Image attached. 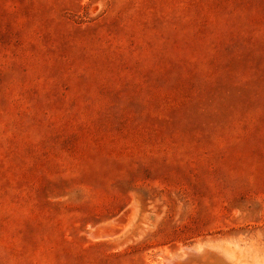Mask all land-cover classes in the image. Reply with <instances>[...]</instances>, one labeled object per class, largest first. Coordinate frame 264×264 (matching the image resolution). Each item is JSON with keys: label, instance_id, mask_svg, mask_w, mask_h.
Instances as JSON below:
<instances>
[{"label": "rangeland", "instance_id": "374dc122", "mask_svg": "<svg viewBox=\"0 0 264 264\" xmlns=\"http://www.w3.org/2000/svg\"><path fill=\"white\" fill-rule=\"evenodd\" d=\"M203 247L264 264V0H0V264Z\"/></svg>", "mask_w": 264, "mask_h": 264}, {"label": "bare ground", "instance_id": "6f19581e", "mask_svg": "<svg viewBox=\"0 0 264 264\" xmlns=\"http://www.w3.org/2000/svg\"><path fill=\"white\" fill-rule=\"evenodd\" d=\"M124 214H125V212H124ZM115 224H116V223H115ZM116 226H118V225L116 224ZM116 228H117V227H116ZM98 233H99V232H98ZM99 235H101V234H99ZM103 235H104V233H103ZM201 247H202V246H200L199 249H202ZM208 247L210 248V246H208ZM208 247H207V248H208ZM207 248L205 247V249H204V247H203V249L205 250L204 252H202V250H198V249L195 250V249H194L195 251L200 252V254L197 255L198 259L201 260L200 262H202V259H205V260L208 262V264H209V262L214 263V264H219V262H217L216 259H215L216 257H214L213 255H211V253L209 254V251H211V250H213V249L211 248V249L208 250ZM206 249L208 250V252H207ZM185 250H186V249H185ZM192 250H193V249H192ZM188 252H189V251H188ZM213 252H214V251H213ZM215 252H216V251H215ZM189 253H190V252H189ZM195 253H196V252H195ZM216 253H217V252H216ZM219 253H220V252H219ZM186 254H188L187 251H186ZM188 255H189V254H188ZM214 255H215V254H214ZM222 255H223V254H222ZM190 256H191V255H190ZM215 256H216V255H215ZM219 256H220V255H219ZM223 256H224V255H223ZM197 257H196V258H197ZM190 258H191V257H190ZM221 258H222V259H225V258H223L222 256H221ZM183 259H186V258H183ZM222 259H220L221 263L226 261V260H225V261H222ZM184 261H185V260H184ZM180 262H181V261H180ZM198 262H199V261H198ZM198 262H197V263H198ZM227 262H228V261H226V263H227ZM191 263H192V262H191ZM203 263H204V261H203ZM221 263H220V264H221ZM199 264H200V263H199Z\"/></svg>", "mask_w": 264, "mask_h": 264}]
</instances>
